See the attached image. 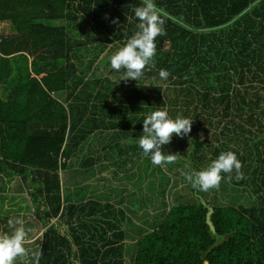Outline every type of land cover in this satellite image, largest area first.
<instances>
[{
  "label": "trees",
  "instance_id": "trees-1",
  "mask_svg": "<svg viewBox=\"0 0 264 264\" xmlns=\"http://www.w3.org/2000/svg\"><path fill=\"white\" fill-rule=\"evenodd\" d=\"M141 2L0 0V24L9 23L12 30L0 33V195L13 191L12 182L18 186L13 192L26 193L28 213L20 214L22 202L14 218L23 220L31 211L41 226L38 245L25 244L37 254L33 264H264V137L234 120L244 115L241 121L256 130L264 125L259 95H264V0H154L165 19V35L156 37V55L144 70L149 81L115 84L123 69L115 72L109 58L99 56L121 47L136 31L132 9ZM87 27L90 33L76 40ZM90 43L92 48L84 50ZM81 57L87 59L82 63ZM161 69L169 73L166 80L158 75ZM155 108L192 120L188 136H173L164 148L177 157L165 165L170 171L153 165L137 145L142 119ZM225 134L229 144L243 140L248 146L249 141L252 149L242 156L220 140ZM107 147L114 163L121 157L138 160L139 154L146 162L143 170L134 168L144 179L130 177L127 187H144L155 167L160 173L152 177V189L160 194L162 209L152 208L165 210L163 220L139 227L132 254L124 248L123 224H135L122 204L101 203L106 196L95 198L93 191L72 198L60 189L64 159L84 154L82 168L93 167L98 160L87 154ZM223 151L234 152L241 163V178L235 171L222 174L223 183L250 196L246 206L224 205L225 187L201 191L186 179ZM99 163V182L126 185L122 178L116 184L111 174L117 173L116 164ZM180 167H185L182 174ZM173 171L174 186H184L177 196L190 192L195 201L167 202ZM9 201L0 197V211Z\"/></svg>",
  "mask_w": 264,
  "mask_h": 264
},
{
  "label": "clouds",
  "instance_id": "clouds-1",
  "mask_svg": "<svg viewBox=\"0 0 264 264\" xmlns=\"http://www.w3.org/2000/svg\"><path fill=\"white\" fill-rule=\"evenodd\" d=\"M132 12L133 19L137 22L136 31L109 57L112 70L120 73L123 69L115 84L121 80L127 82L141 79L145 68L153 63L156 55V37L165 35V19L154 0H142ZM115 22L113 20V23ZM158 75L162 80H166L169 73L161 69ZM141 124L143 135L137 140L138 147L144 156L150 158L153 165L163 167L177 159L175 154L164 151L165 146L171 142L173 136H188L192 120L182 115L172 118L166 108H155L145 114ZM240 168L241 163L236 154L223 151L207 167L187 175L186 179L194 188L207 191L219 186L224 178L222 174L230 175L235 171V178L240 179ZM7 223L12 231L0 234V264H16L18 258L24 261L28 255L25 248L26 230L24 221L18 217L8 219Z\"/></svg>",
  "mask_w": 264,
  "mask_h": 264
},
{
  "label": "rangeland",
  "instance_id": "rangeland-1",
  "mask_svg": "<svg viewBox=\"0 0 264 264\" xmlns=\"http://www.w3.org/2000/svg\"><path fill=\"white\" fill-rule=\"evenodd\" d=\"M54 24L55 25H59V26L63 25V23H60V22H55ZM1 32L3 34L12 33L10 24L9 23H1L0 24V33ZM89 33H90V31L88 30V27H87L83 31L82 34H78L74 38L76 40H84V37H86ZM93 45H94L93 43L86 44V46H83V49L84 50H87V49L90 50ZM167 47H168V45H165V48H167ZM111 50H112L111 54L108 55V52L111 51ZM111 50H109L108 52L105 51L103 55L99 56V58H101L102 56H107L109 58L117 49L112 48ZM85 59H87V57L86 58H82V57L79 58L80 62H82V63L84 62ZM109 68H111V67H109ZM102 72L105 73V74H108L107 70H102ZM112 74H115V73L113 72ZM145 76L146 75L144 74L143 77L140 79L141 81H143L142 83H148V81H149L150 75H147V78ZM113 77H115V75H113ZM120 77H121V74L118 75V78H120ZM154 80H156V79H154ZM157 80H159V79H157ZM127 82L133 83L134 80H128ZM240 87L242 89L244 88V86H240ZM249 93H251V92H249ZM259 95L261 96V98L264 97L262 92ZM240 117L243 118L244 115H239V116L235 115V117H234V120H235V122L237 124H241L245 129H251L253 134H256V136H258L259 138L264 137V125H262L261 129H259V130L257 129L256 130V128L254 126L251 127L247 123H243L241 121L242 118H240ZM219 118H220V116H217V119H219ZM231 132L232 133H239V131L236 130V129H233ZM109 133L111 134V132H109ZM227 137H230V135H226V134L225 135H220L219 138H220V140L222 142L229 144V142H227L226 139H225ZM106 140H107V138H106ZM255 140L256 139H253V141H255ZM243 142H245V141L241 140L237 144L236 143H230L229 146L231 148L240 149V151L242 152V156H243L245 154L244 150L252 149V143L251 142H249V141L247 142L248 146L243 145ZM94 147H97V146H95L93 144V146L91 147L92 151H93ZM84 149H85L84 151H87L86 148H84ZM109 150H110L109 147L104 148L103 150H101L99 148V151H98V153L96 155H94V154L93 155L87 154V155L90 156L91 159L98 160L96 162V164H100L99 162H103L104 163V159L107 160V162L110 165L116 164L118 166V171H117L116 174H115L114 171L111 172V174L112 175L114 174V179H116V184L122 183V182H118L119 179L122 178L124 180L125 184H126L125 186L121 185V186L116 187V185H110L106 181H103V183H101L99 181H96V178L98 177V173H99V171L97 173V170L94 169V166H96V164H94L93 167L82 168L84 166V164L77 163V162H79V160H77V158L81 159V156H83L84 154H80V155L79 154H76V155L74 154V156L72 158H70L71 160L68 159V161L69 160L70 161L65 166V168H64L65 170H60V172H59L60 173L59 178L61 179V181H60L61 192L71 196L72 198H78V197H80V198L83 197L84 198V197H87L88 194L91 191H93V193H92L93 196L95 198H97L96 197L97 195H95V191H98V192H104L105 191L106 193H108V195H105V194H100V195L101 196L105 195L106 198L107 197L108 198H113V202H111L110 204L114 208H119L120 205L122 204V208L121 209L122 210L124 209L123 212H124L125 216L128 217V220H129V218L131 219V221L140 220V222L144 221V223L146 225L157 226L159 224V222H161L163 220L162 213L165 211V210L164 211L163 210L162 211H158V210L152 208L153 205H156V206L158 205V208L162 209L161 208V205H162L161 202H163V201L160 198L161 196H160L159 193L154 194L156 191L153 193V189H152L153 186H155L154 185V181H153L154 179L152 177H154V178L155 177H158V178L160 177V173L158 171V168L155 167L151 177L146 178L147 180L145 181V186L144 187L142 185L141 186L142 188L140 189L139 186H138L140 184L139 183V184H136V186H135L137 188L132 189L131 187H127V184H129L130 182L126 181V179L131 177V180H132L134 177L136 178V176H137V179H139V180L141 179V181H142L144 179L143 178L144 174L142 172H140V170L135 171L134 168L139 167L141 170H143V168H145L146 162L145 161H142V162L140 161L139 157H141V155L139 154L138 160H137V158L135 160L132 159L133 165L131 164L132 161L131 162H130V160L126 161L123 157H121V159H119L117 162L114 163V157L111 154V152H109ZM129 152L130 151H126V152H122V153L129 154ZM122 153H119V154L121 155ZM85 158L87 159L88 157H85ZM128 158L131 159V157H128ZM128 163H130V165H132V168H131V166ZM176 166H178V165H176ZM111 167H113V166H111ZM79 168L84 169L83 172L82 171L75 172V170H77ZM164 169H168L167 166H164ZM164 169H162V170L164 171ZM180 169L182 171H180L179 173L182 174L184 169H185V167L183 169H182V167H180ZM116 175H118V176L116 177ZM165 177H166V179H168L167 176H165ZM171 178H172V180L170 181V183L172 184V182H173V184L170 185V187L168 188V190H167L168 196H166V198L168 200L167 201L168 203L171 202V204H173L175 197H176L178 202L188 203V202H191V201H195V199H193V197H191V195H190L191 193L190 192L187 193L186 195L177 196L178 192H182V189L184 188V186L182 184L174 186V171H173V174H172ZM114 179H113V181H114ZM166 179L165 180L162 179L161 182L165 183ZM186 181H185V184L187 183ZM118 185H120V184H118ZM109 186H111V187L108 188ZM219 186L225 187L224 188L225 191H222V193L220 195V200L222 201V203L224 205H230V206H236V207H238L237 205L246 206L247 203H248V200H250V196H248L247 194H245V193H243L241 191H238V192L237 191L236 192L233 191L234 189L235 190H241V189L236 187V186L229 185V182H227V184H226V182L224 181V183H223V179L221 180ZM122 187L125 189V191H127V195H121V192H120L119 189H122ZM110 189H111V191H110ZM133 192L135 193V195H131ZM109 194H111V195H109ZM19 198H20L19 201H18L19 204H21L22 202L26 204V207H25L24 210L20 209V212L25 214L26 211H27L26 208L28 206L27 205L28 198H27L25 193H22L19 196ZM163 198H164V202H166L165 194H164ZM232 198H236V201H233ZM141 199H143V200L140 202L141 205H139L140 204L139 201ZM135 200H136V202H135ZM12 201H14V200H12ZM145 202H146V205H144ZM126 203L128 205H126ZM138 205L141 208H139ZM19 208H21V207H19ZM127 208L129 210H127ZM18 218L22 219V217H18ZM30 218H31V211H30V215L24 216V218H23V221L25 222L24 228L26 230L27 237L31 236V233H32V231L34 229H38L39 230L41 228L40 225H37L35 217L31 218V219H33L32 221H33L34 225L30 221ZM1 225H5V223L1 222ZM5 226H6L8 231L12 230V229L9 228L8 224H6ZM150 226H148L146 228L148 229ZM136 231H139V227H133L132 228V232L135 233ZM6 233H8V232H6ZM126 248L130 251L129 253L132 254V252H134V246H132V245L128 246L127 245ZM34 252H35V250H33V249L28 250V254H31L30 258L27 259V256H26L24 261H21L18 258L17 261H16V264H33V262H34V260H33ZM131 254H130V256H131Z\"/></svg>",
  "mask_w": 264,
  "mask_h": 264
},
{
  "label": "crops",
  "instance_id": "crops-1",
  "mask_svg": "<svg viewBox=\"0 0 264 264\" xmlns=\"http://www.w3.org/2000/svg\"><path fill=\"white\" fill-rule=\"evenodd\" d=\"M76 155V154H75ZM80 155V154H79ZM74 155H71V157L70 158H72ZM70 158H68V159H70ZM82 158H83V156H81V159L80 158H77V160H79V162H77V163H80V164H82L81 163V161H82ZM68 159H64V161H65V164L67 165L68 164V162L71 160H69L68 161ZM95 164V162H93V165ZM94 169L95 170H97V173H98V171H99V169H97V167L96 166H94ZM83 170L84 169H81V168H79V169H77V170H75V172H80V171H82L83 172ZM103 174H101V175H99V173H98V177H97V179H96V181H98L99 179H100V177L102 176ZM90 181V180H89ZM9 184V182H6V184ZM13 183V191H17V190H15V187L17 188L18 186L16 185V183L15 182H12ZM8 184L6 185L7 187H8ZM118 186H121V185H118ZM139 188H141V187H139ZM13 191H9V190H6V192H3V193H1V195H0V197L2 196V198L4 199L5 198V200L6 199H9L10 201H9V203H10V206L8 205H6L5 203H4V206H3V209L5 210V211H0V234H4V233H6V232H8V233H10L11 231H8L7 230V228H6V224H7V222L6 221H1V220H8V219H10V218H14V216H15V214H17V213H19L18 211H19V208H17V205H19L20 206V204L18 203V201H19V196L22 194H18V193H15V192H13ZM25 193V192H24ZM7 194V195H6ZM26 194V193H25ZM90 194L91 193H89V196H90ZM100 194H105V195H107V193L104 191V192H98V191H96L95 192V195H99L100 196ZM109 195H111V194H109ZM12 200H14V201H12ZM99 200V202H101V203H111V202H113V198H106V199H98ZM1 208H2V206H0ZM27 209V208H26ZM8 210H11V211H8ZM27 212L28 211H26V213L25 214H27ZM20 214H23V213H20ZM24 214V215H25ZM23 216V215H22ZM6 218V219H5ZM130 219V218H129ZM129 221V220H128ZM1 222H3V223H5V225H1ZM132 222H134V224L135 225H132V224H129L128 222H124V230H125V232H126V234H124L125 235V239H123V241H124V248H126V246L128 245H133L134 243H135V241H136V239H137V235H135L134 234V232H132V228L133 227H147V225L144 223V221H141L140 222V220H138V221H132ZM25 224V223H24ZM40 234H41V230L39 229H34L33 231H32V233H31V236H29V237H27V240H26V242H25V244H29V245H31V244H36L37 243V245H38V240H39V238H37V236H40ZM29 250H31V247L29 248ZM126 250H127V248H126Z\"/></svg>",
  "mask_w": 264,
  "mask_h": 264
}]
</instances>
